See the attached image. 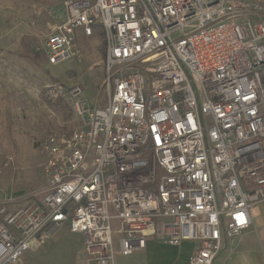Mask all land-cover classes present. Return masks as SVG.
<instances>
[{
	"label": "built area",
	"instance_id": "obj_1",
	"mask_svg": "<svg viewBox=\"0 0 264 264\" xmlns=\"http://www.w3.org/2000/svg\"><path fill=\"white\" fill-rule=\"evenodd\" d=\"M50 14L51 65L82 62L79 40L103 34L106 102L79 82L48 88L76 125L40 143L41 200H0V264L65 224L88 264L150 238L196 242L188 264H214L264 200V0H64Z\"/></svg>",
	"mask_w": 264,
	"mask_h": 264
},
{
	"label": "rangeland",
	"instance_id": "obj_2",
	"mask_svg": "<svg viewBox=\"0 0 264 264\" xmlns=\"http://www.w3.org/2000/svg\"><path fill=\"white\" fill-rule=\"evenodd\" d=\"M64 0H0V200L13 199L11 209L44 196L45 161L40 143L69 134L76 123L69 103L52 97L55 83L85 85L91 103L105 104L106 43L103 34L80 39L82 62L51 65L43 41L56 19L50 14ZM143 252L118 254L116 264H147ZM20 264H88L80 233L68 224L24 255Z\"/></svg>",
	"mask_w": 264,
	"mask_h": 264
},
{
	"label": "crops",
	"instance_id": "obj_3",
	"mask_svg": "<svg viewBox=\"0 0 264 264\" xmlns=\"http://www.w3.org/2000/svg\"><path fill=\"white\" fill-rule=\"evenodd\" d=\"M251 218L249 229L239 236L225 239L214 264H264V200L252 208ZM196 246L193 241L170 245L150 238L142 255L147 264H188Z\"/></svg>",
	"mask_w": 264,
	"mask_h": 264
}]
</instances>
